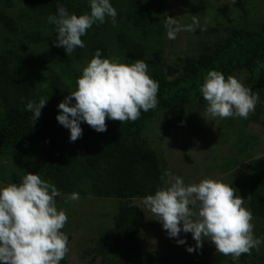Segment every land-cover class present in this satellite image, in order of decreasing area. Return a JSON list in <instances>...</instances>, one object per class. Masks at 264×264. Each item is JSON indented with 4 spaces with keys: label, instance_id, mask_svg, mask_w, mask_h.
I'll return each mask as SVG.
<instances>
[{
    "label": "trees",
    "instance_id": "16d2710c",
    "mask_svg": "<svg viewBox=\"0 0 264 264\" xmlns=\"http://www.w3.org/2000/svg\"><path fill=\"white\" fill-rule=\"evenodd\" d=\"M58 2L77 15L90 13L89 0H0V157L21 160L23 167L33 168L61 194L77 192L84 197L92 194L119 200L113 225L101 229L94 246L83 249L90 263L93 258H100L101 264L159 262L162 258L142 243L143 229L156 226L158 220L150 219L144 207L135 200L154 194L158 187L164 186V163L145 138V129L161 110L173 109L181 113L197 104L199 109L205 108L206 101L199 88L209 70L221 71L225 78L247 74L254 91L259 92L264 85V19L252 24L243 20L247 11L235 18L232 11H228L230 18L218 14L214 19L217 26L211 31L224 30V36L215 34L204 39L202 36L197 52L181 54L172 63H149L152 67L148 74L159 83V103L155 109L141 111L135 122L121 124L107 119L105 132H97L81 122L83 134L71 142L70 130L56 117L60 111L59 102L75 90L76 79L82 75L76 62L83 64L82 61L90 60L96 50H100L102 58H109L114 51L111 42L115 43L120 58H145L151 44L161 40L166 30L163 0H110L117 11L116 25L113 26L110 17L103 24H93L82 37L85 47L77 48L68 56L63 47L53 44L55 26L47 21L50 14H56ZM231 2H228L229 7ZM235 2L234 5H240ZM245 3L247 10L264 7L258 5L257 0H245ZM187 22L190 23L191 18ZM19 50L28 51L30 55L17 53ZM45 51L51 63L45 66V79L39 87L40 84L33 80V66L44 60L42 55L36 57ZM47 97L41 116L32 125V113L25 107L27 100L38 102ZM244 121L258 123V117L250 114ZM229 122L235 124L233 118ZM221 127L222 135H228V130L233 128L228 123ZM235 132L238 138L234 165L238 166L242 161L238 154L247 152V147L256 149L253 139L256 135L240 129ZM259 160H251L254 168L250 175L248 206L253 216L264 220V176L257 167ZM24 175V171L12 170L11 182L19 184ZM257 257L258 260L264 258L251 252L234 262L231 256L216 253L212 264H237L239 261L254 264L251 260ZM65 263V259L60 261V264Z\"/></svg>",
    "mask_w": 264,
    "mask_h": 264
},
{
    "label": "clouds",
    "instance_id": "9594fccd",
    "mask_svg": "<svg viewBox=\"0 0 264 264\" xmlns=\"http://www.w3.org/2000/svg\"><path fill=\"white\" fill-rule=\"evenodd\" d=\"M89 3L90 13L77 15L58 2L56 14L47 17L48 23L55 26L53 44L63 47L68 56L85 47L82 37L93 24H103L107 17L113 26L117 23V11L110 0ZM164 28L169 39H175L181 31L206 30L197 15H192L191 23L186 25L166 16ZM199 91L206 101L207 121L247 119L259 102L258 94H253L250 87L233 75L225 78L215 69L204 76ZM158 92L159 83L148 74L145 60L128 63L115 57L102 58L96 50L76 79L75 90L59 102L56 119L70 130L69 139L75 142L83 134L81 122L97 132L107 130V119L121 124L135 122L141 111L158 106ZM47 100H27L25 107L32 113V125ZM165 175V186L146 195L143 204L170 238H178L181 231L191 233L195 246H188V252L202 248L208 240L215 245L216 253L231 256L234 262L243 254L250 255L253 249L259 251L264 237L254 235L253 214L236 188L219 179L203 178L185 184L180 176ZM60 195L54 184L29 171L19 184L0 186V264H60L69 252L68 237L62 231L68 217L65 210H58L55 199ZM70 199L79 200V193L73 192ZM177 243L183 245L186 241L179 238Z\"/></svg>",
    "mask_w": 264,
    "mask_h": 264
},
{
    "label": "rangeland",
    "instance_id": "374dc122",
    "mask_svg": "<svg viewBox=\"0 0 264 264\" xmlns=\"http://www.w3.org/2000/svg\"><path fill=\"white\" fill-rule=\"evenodd\" d=\"M152 1V0H148ZM157 1V0H155ZM163 0L162 11L164 20L166 16H173L181 24H188L187 20L192 15H197L201 27L206 30H199V33L181 31L175 39H169L166 32L161 40L154 41L151 44L149 54L145 58H141L148 63V71H150L149 63L156 62L166 65L177 60L179 55H184L189 52H197L199 50L198 40L202 38H210L215 34L223 35L226 31L216 30L211 31V28L217 26L214 19L219 14L221 17H226L228 11L233 12V18L242 17L243 20L255 24L258 20L264 19L263 8L258 7L247 10L245 0H235L240 5H234L232 0ZM261 3H260V2ZM259 2V3H258ZM258 5L264 6V2L257 0ZM223 4L222 7L219 6ZM226 11L227 13H221ZM200 13V14H198ZM230 18L231 15H228ZM191 23V22H190ZM225 25V24H224ZM109 41L111 38L108 36ZM114 47L113 54L109 58H119L121 61L131 63L136 60L129 58L127 60L120 58L117 55L115 43L111 42ZM41 51V48L39 47ZM17 53L28 56V51L19 50ZM47 51L41 52L36 58L42 55L43 61L38 65L33 66L34 83L40 84L45 79L46 65H50L49 55ZM78 60L82 61L81 58ZM86 61L83 64H77V69L82 71L86 66ZM36 62V59L35 61ZM32 64H35V63ZM42 64V65H40ZM246 87L252 89L253 94H258L259 102L256 104L255 110L250 114L258 117L257 122H245L242 118H233L234 123L229 122L232 118L207 121L204 116L205 108L199 109L200 105H193V108L184 112H174L173 109H164L157 113L152 118V122L145 129L144 136L150 146L157 150L160 158L164 163V181L168 179L166 173H171L173 176H180L185 184L199 182L203 178L219 179L230 184L237 189V195L244 199V206L249 209L248 197L250 196V175L254 167H252V159H260V164L257 165L259 171L264 176V85L259 92L254 91L253 83L247 80V74H241L236 77ZM43 86V84L39 87ZM249 114V115H250ZM228 123L233 126L228 130V135L223 134L222 124ZM242 130L245 133L255 134L254 143L256 149L247 147V152L238 154V158L242 160L238 166L234 165L236 146L235 142L238 138L236 130ZM247 140V138H246ZM252 150V151H251ZM238 153V151H237ZM250 154V155H249ZM189 159H188V157ZM31 166V165H30ZM233 166V167H232ZM231 167V168H230ZM230 168V169H229ZM12 170L33 172L40 174L30 167H23L21 160H16L11 157H0V186L11 182L10 173ZM49 182V181H47ZM12 183V182H11ZM51 183V182H50ZM165 186V183H164ZM71 194H61L60 197H55L57 200L58 210L66 211L68 221L62 231L68 237L69 252L67 253L65 264H101L100 258H93L90 263V257L85 256L83 249L91 248L98 240L101 229L113 225V215L117 212L119 200L116 198H103L95 195L81 196L79 200L73 201L70 199ZM144 199V198H143ZM142 198H136L145 209L147 216L156 219L143 204ZM252 223L254 225V235L258 238L264 237V220H258L253 216ZM183 238L186 243L181 245L177 243V239ZM142 243L152 251L157 257L162 260L153 264H212L216 258L215 245L210 241L205 240L203 247L193 252H188V246H195V241L191 233L181 231L178 238H170L167 232L163 229L162 223L158 221L156 226H146L142 231ZM252 252H257L259 256L264 257V243L259 247V251L253 249ZM256 260V264L264 258ZM251 260L254 264L255 261ZM250 261V263H251ZM245 262H237L244 264Z\"/></svg>",
    "mask_w": 264,
    "mask_h": 264
}]
</instances>
